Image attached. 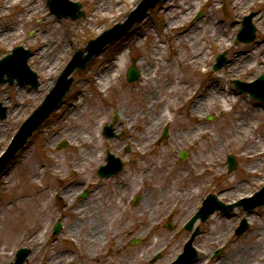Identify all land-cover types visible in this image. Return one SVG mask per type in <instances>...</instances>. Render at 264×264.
I'll use <instances>...</instances> for the list:
<instances>
[{"label":"rangeland","instance_id":"obj_1","mask_svg":"<svg viewBox=\"0 0 264 264\" xmlns=\"http://www.w3.org/2000/svg\"><path fill=\"white\" fill-rule=\"evenodd\" d=\"M33 1L13 4L0 0V58L16 45L30 48L33 53L29 64L41 81L37 88L20 82L0 83V101L9 106L7 117L0 120V153L19 124L55 85L74 52L105 29L124 21L141 0L110 1L113 10L105 16L95 13L98 3L104 0H73L80 1L85 11L79 18L58 16L51 11L48 0H39L48 12L47 17L33 13ZM191 6L193 10H189ZM168 7L183 20L182 27L166 28L165 19L171 16L166 12ZM233 7V0H161L127 35L107 46L85 68L73 72L74 81L59 107L35 131L11 167L0 175V264H11L20 247L31 249L22 264H170L184 251L191 236L185 223L209 193L225 203H233L252 196L264 186V103L236 89L232 81L256 79L264 73V62H254L233 72L226 67L233 50L239 46L264 59V21L258 22L256 18L257 10L264 9V0H252L238 11ZM250 13L257 32L252 42L245 43L237 40V34L244 16ZM193 27H201L199 53L205 49L206 53L199 63L185 66L182 61H188L193 53L191 43L185 37L178 39V35ZM221 27L226 31L225 45L214 36ZM48 41H58V45L46 60L41 49ZM257 45L261 46L255 48ZM224 51L227 63L214 71L216 57ZM133 58L142 73L131 83L126 74ZM157 58L166 63V71L162 72ZM179 61L180 66L176 65ZM105 67L112 69V83L101 89L96 77ZM175 81L181 82L185 91L175 93ZM212 83L218 90L223 89L219 104H224V108L208 99L204 113L192 114L189 98L196 91L204 92ZM154 90L159 94V103L150 109ZM244 112H252L254 116L241 137L221 130L223 124ZM115 113L118 119L114 127L120 134L106 137L103 127L111 123ZM208 115L213 118L208 120ZM165 126L168 135L163 137ZM74 131L79 134L71 140ZM144 131L153 138L146 149L140 150ZM88 133L93 139L83 140ZM64 141L66 145L60 146ZM250 144L254 148L250 151L261 150L258 158L244 150ZM90 149L97 150V159L101 161L90 159L83 170L77 161L82 157L81 151ZM108 150L121 156L125 166L114 176L101 177L97 169L107 162ZM183 150L188 151L185 159L180 157ZM228 154L235 155L238 163L233 170H229ZM255 166L258 172L253 171ZM176 169L182 171L181 176L176 177ZM134 175L136 184L132 185ZM246 179L250 181L246 193L231 195L228 191L225 196L222 192L224 187ZM174 183L183 189L182 197L196 189L197 195L186 201L177 200L179 192L174 190ZM73 184H77L79 191L68 193ZM86 189L87 195L81 197ZM137 194L141 198L135 204ZM154 203L156 207L152 209ZM146 206H149L147 217H139L151 221L149 225L142 223L135 231L129 213L138 214ZM244 218L249 227L237 234ZM59 219L63 224L56 234L55 223ZM84 219L86 222L78 224L81 227L76 232L71 231L75 222ZM169 220L172 228L167 226ZM91 224L101 226L89 230ZM197 225L201 233L195 244L200 248V256L194 263L220 264L221 259L234 257L258 240L261 244L257 250L264 252V239L258 238L264 226V205L252 211L238 205L228 214L216 210L206 221L198 219ZM101 230H105L103 242L97 248L86 246L88 240L92 242L91 235ZM136 239L140 241L132 243ZM144 253L149 254L141 258ZM157 253L161 256L151 262ZM57 256L61 257L53 262L52 258Z\"/></svg>","mask_w":264,"mask_h":264},{"label":"bare ground","instance_id":"obj_2","mask_svg":"<svg viewBox=\"0 0 264 264\" xmlns=\"http://www.w3.org/2000/svg\"><path fill=\"white\" fill-rule=\"evenodd\" d=\"M9 2L13 3V4H18L23 0H8ZM110 1H116V2H122L123 0H104L103 2H99L96 9H95V13L98 16H105L107 15V12H111L113 10V6L110 4ZM130 1V0H129ZM133 2L135 0H132ZM252 0H233V9L234 11H238L241 8H245L248 6V4L251 3ZM30 0H26V3L29 4ZM25 3V4H26ZM24 4V5H25ZM193 6L189 7V10H193ZM34 11V12H33ZM32 12L33 13H37L40 12L44 17H47L48 12L46 10V8L41 5L39 3V0H34L33 1V8H32ZM167 13H170L171 16L170 18L166 17L165 19V26L167 29H171V28H175V27H182L183 25V20L180 18L179 15H173V11L171 10L170 7H168L166 9ZM29 14V12H28ZM256 18L258 22H261L262 20L264 21V9L260 8V10H257L256 13ZM233 26V25H232ZM234 27V26H233ZM232 27V28H233ZM185 30V31H184ZM179 33V37L178 39L185 37L188 41V43H191V48H192V55H190L189 60H183L182 61V65H188V64H193V63H199L200 60H203L204 55L206 53V49L202 52L199 53L200 50V42L198 41V37L199 34L201 32V27H193V28H189V29H184ZM6 32H3V34H5ZM216 37V41L219 42L221 41V45H225V41L223 40V36H226V31L221 27V31L217 33H215L214 35ZM58 45V41L57 42H53V41H48L47 45H45L44 47H42V53L44 54L45 59H50L51 56L55 53V46ZM258 47L255 48H259V46L261 45H257ZM158 53L161 50V46L157 47ZM257 51H260V49H257ZM157 55V54H156ZM44 61V59H43ZM157 62L159 63V65L162 67V72L166 71V63H164L162 61V59L157 58ZM254 62H257L258 64H262L264 62L263 58L258 57L257 55H255L254 53H252L247 47L245 46H239L236 49L233 50V54L231 55V57L229 58V64L226 66L227 69L230 72H233L234 70H241L247 67H250ZM176 65L180 66L181 62L179 61ZM194 65V64H193ZM202 65V64H200ZM112 69L109 67H105L96 77V81L99 84V86L101 87V89H107L111 83H112ZM172 77V75H171ZM179 77V75H178ZM182 79V77H181ZM181 85V82H176L173 85V91L176 92H183L185 91V89H183ZM223 89L218 90L215 86V84H210L209 87L207 89L204 90V92L199 93V91H196L193 95H191V97L189 99L192 100V113L193 114H202L204 113L207 109H208V99H214L216 105L219 104V101L222 99V97L224 96V92L222 91ZM152 96L150 98V102H149V108L153 109V107L156 106L157 103H159V94L157 91H152ZM232 99V98H231ZM227 101L229 102V100L227 99ZM221 108H224V104H219ZM147 112V111H146ZM253 114L252 112H244V114H242L240 117H238L235 120H231L228 121L227 123L223 124V126H221V130H225L230 132L231 134H233L234 136L238 135V137H241L242 133H244L245 131H247V127H250L251 125V120L253 118ZM146 133V131H144ZM142 132L141 133V139H140V143H139V148L140 150L142 149H146V147L150 144L153 135L150 136V132H147L146 134ZM78 132L74 131V133L71 136V140L75 139L78 137ZM205 136L207 135V132L204 134ZM93 139V135L91 133H88L85 136V139L83 140H90ZM253 144H250V146H248L247 148H245L244 150H248L249 154L251 157H257L258 155H260V149L258 150H254V151H250V149H254L252 148ZM82 153V157L80 159H78L77 164L80 167H82V169L84 170V168H86V165H88L89 160H93V162H100L101 159H97V150L96 149H90L88 151H81ZM258 158V157H257ZM257 160V159H255ZM259 160V159H258ZM199 163L202 164V162L198 161ZM251 168H253V166H251ZM253 170V169H252ZM81 171V169H80ZM255 172H258L257 170V166H255L254 170ZM252 171V172H253ZM195 172L198 175H202V172H199L197 169H195ZM148 173V171H145V174ZM174 173L176 175V177H179L182 175V171L180 169H176L174 170ZM162 174V172H161ZM247 183H250V181L248 179H246L245 182H241L235 185H230V186H226L222 189V192H224L225 196H228L227 192L229 191V193H231V195H236V194H241V193H246L247 190ZM132 185L136 184V177L135 175L132 177ZM174 190L178 191V198L183 199L184 201L188 200L190 197H193L195 195H197V189L191 193L188 192L187 195H185L184 197H182L183 194V189L181 187H179V185H176V183H174ZM79 191V188L77 186V184H73L70 185V187H68V193H77ZM243 191V192H242ZM197 201L199 199H196ZM154 207H156V203H154V205H152V209H154ZM149 213V206L143 207L142 211L140 213H135V212H130L128 219H130V224L131 226L134 225V230L136 231L137 229L140 228L141 224H148L149 225V219L146 218H142L139 217V215H142L143 217H147V214ZM151 218V217H150ZM132 219V220H131ZM253 219V217L250 218V221ZM79 222H75V224H73L71 226V231H75L78 230V227L80 228L82 224H84L86 222V219L84 220H78ZM80 224V225H78ZM93 224V223H92ZM92 224L91 227L89 226V230L92 229ZM100 225H97L96 227H93L94 230H98L100 228ZM74 232V233H75ZM81 233V232H80ZM224 233V229L221 226V236ZM91 235V234H90ZM103 236H105V230H101L100 232L96 233L95 235L93 234V236L91 235V240H88V243L86 246L90 247H98L100 243L103 242ZM259 239H264V226L261 228V235L258 237ZM94 239V240H93ZM264 243V240H263ZM261 244V241L258 240L256 242V244L248 247H243V249H241V251L239 253H236V255L234 257L230 256L228 259H221L220 260V264H257L258 261H261L264 263V252L260 253L259 250H257L259 248V245ZM198 247V246H197ZM199 248V247H198ZM200 249V248H199ZM135 252H139L138 249L134 250ZM252 253V254H251ZM146 254L149 253H144L142 254L141 258H144V256ZM64 255V254H63ZM62 255V256H63ZM127 255H129V252L127 251ZM89 256H91L89 254ZM59 257L61 256H57L55 258H52L53 262H55L56 260L59 259ZM205 260V259H204ZM204 262H199L198 263H194V264H203ZM126 264H130V263H126Z\"/></svg>","mask_w":264,"mask_h":264},{"label":"water","instance_id":"obj_3","mask_svg":"<svg viewBox=\"0 0 264 264\" xmlns=\"http://www.w3.org/2000/svg\"><path fill=\"white\" fill-rule=\"evenodd\" d=\"M159 0H142L139 6L131 12L129 17L124 23H117L114 27L106 30L103 34L99 35L95 39H92L88 45L81 50H77L65 67L63 72L61 73L57 84L51 90V92L47 95L43 103L38 106L33 114L22 124L17 134L13 137L9 147L0 157V172L6 166V164L12 159L17 150L21 148L27 138L32 134V132L42 124L44 119L50 114V112L58 105L61 101L65 93L70 88V85L73 81V77H68L69 74L75 68H83L87 64V62L98 52H100L107 44L117 40L121 36H123L129 28L137 21L141 20L147 13L148 9L153 7L156 2ZM49 4L52 9L60 14L64 15H72L73 17H78L83 15V11L80 9L81 4L79 2H70V7L68 8H59L57 5V0H49ZM252 15H248L245 17L243 21V27L239 32V39L244 41L252 40L255 36V28L251 22ZM88 51L85 53V51ZM31 52L29 50L24 49L23 47H17L14 49V53L6 56L3 59H0V82L9 81L11 83L14 82L15 78L20 81H27L35 86L39 85L38 75L36 72L32 71L27 63V59L30 56ZM224 63H226L225 53H222L218 57V62L215 64L214 69H219ZM7 73V78L4 77V74ZM139 76V70L132 65L128 72V80L133 81L137 79ZM235 83L237 86L241 87L242 90H248L255 97L264 101V75H261L255 82L252 83H243L240 80L236 79ZM263 89V90H262ZM6 107L2 108L0 111V116L3 118L6 115ZM111 126H105L106 134H111ZM185 157V156H183ZM108 164L103 165L99 169V173L101 176L111 175L113 173L118 172L122 168V161L120 158L115 157L114 154L108 153ZM231 162L234 164V160ZM232 164V166H233ZM264 193V190L262 191ZM264 195V194H263ZM261 196V194H260ZM139 197H137L138 199ZM136 199V200H137ZM241 200L237 203H243ZM264 203V200L257 201L253 204H249V207L254 206L255 204ZM233 205L225 206L221 201H218L215 196H210V198L206 201L205 206L191 219L188 223L187 227L191 228L194 221L198 216H201L203 220H205L211 212H213L216 208L222 207L225 211H230ZM246 225L244 224L238 230L241 232ZM29 249L21 248L18 251L17 260L12 264H20L22 263L27 254L29 253ZM191 250L188 249L186 253H184L177 261L173 264H189V261L192 260ZM195 256V253H194Z\"/></svg>","mask_w":264,"mask_h":264}]
</instances>
